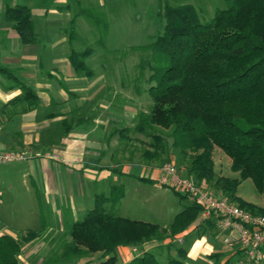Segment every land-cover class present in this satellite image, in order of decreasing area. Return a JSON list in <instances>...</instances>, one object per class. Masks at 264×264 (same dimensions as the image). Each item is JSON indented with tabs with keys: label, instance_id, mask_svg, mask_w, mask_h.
<instances>
[{
	"label": "trees",
	"instance_id": "obj_1",
	"mask_svg": "<svg viewBox=\"0 0 264 264\" xmlns=\"http://www.w3.org/2000/svg\"><path fill=\"white\" fill-rule=\"evenodd\" d=\"M74 1L77 11L66 30L69 40L75 38L77 17L88 18L100 28V37L104 39L107 23L103 25L100 9H88L80 0ZM223 3L224 6L217 8L208 22L200 20L190 3L163 5L160 12L164 19L162 31L150 43L134 47L147 52L139 63L141 73L135 81L137 83L143 77L145 68L149 70L147 88L139 87L137 93L146 92L151 106L149 111L137 113L132 130L150 138L149 147L144 150V163H152L161 151L172 148L187 159L184 163L189 177L196 183L222 191L252 213L264 214V205L245 200L237 193L240 183L250 179L258 193L264 196V0H223ZM3 19L12 24L22 43L38 41L28 5H6ZM94 52L92 46L83 50L71 49L68 59L78 75L88 79L94 77V71L86 61ZM0 75L8 81L7 87L21 89L2 107L8 110L6 117L38 107V96L19 78L17 70L0 64ZM55 115L52 113L47 117ZM74 124L73 117H65L47 134L59 141L74 128ZM130 129L120 128L117 133L122 140L128 141L133 139L126 134ZM166 139L171 141L169 147ZM215 149H220L229 158L230 169L237 177L216 172ZM170 188L181 199L187 197ZM122 195L121 189L113 197L112 194L110 197L97 194L94 206L68 228L69 239L61 240L53 247L48 264H70L76 258L97 252L103 260L79 264H119L118 246H140L174 238L186 231L202 210L200 205L190 202L174 216L168 227H162L104 208V203L115 204ZM207 222L214 224L210 220ZM37 235L33 229L20 237L2 234L0 264H19L22 244ZM185 255V250L177 246L176 254H167L164 262L156 253L144 251L124 264H186ZM221 256L220 253L210 254L213 260L210 264H233L230 259L222 261Z\"/></svg>",
	"mask_w": 264,
	"mask_h": 264
},
{
	"label": "crops",
	"instance_id": "obj_2",
	"mask_svg": "<svg viewBox=\"0 0 264 264\" xmlns=\"http://www.w3.org/2000/svg\"><path fill=\"white\" fill-rule=\"evenodd\" d=\"M53 1L57 2L58 0ZM26 2L24 4L30 7L32 19L36 25L35 31L38 35V41L35 43H22L12 24L3 19L5 6L17 5L16 1L7 0L6 2L5 0H0V64L17 70L19 78L34 90L39 99L37 108L20 111L6 117L5 113L8 110L6 108L2 109V107L18 95L21 89L18 87H7L9 86L8 81L0 75V125H5L8 130L20 133L19 144H16L13 141V137L8 134V136L1 134L0 151L5 152L12 149L20 151L24 149L26 158L21 161L27 163L26 166L20 165L19 163L21 162L16 163L20 165L18 171L14 168L10 172V167L0 168V236L2 234L14 235L10 231L13 226L9 223L7 216L10 214L12 207L14 208L16 205L18 207L22 206L20 201L23 198L28 199L29 202L26 203L32 206L31 212L36 217V226L44 231L45 229H50L52 223H57L60 227L63 224L64 218L56 215L57 207L61 211L63 209L65 211L69 210L67 224H72L77 220L76 216L78 214L85 215L94 206L95 196L98 193L90 196V190H87L89 185H94L98 182L101 185L110 183L108 186L111 188L117 182L121 186L122 176L129 174H133L129 176L136 178L139 182L145 183L147 179H152L156 183V179L160 174V167L152 166V163L123 165L118 170L113 168L112 164L108 166L107 162L112 163L115 154L121 149L118 146V142L113 139L114 136L107 141H100V131L109 120L104 121L98 114L94 116L93 113L95 112L93 110H85L82 107L83 102L80 101L83 98L80 96H83L84 93L82 92L80 96L74 94L78 90V88H74L75 78L79 75L75 72L68 59L72 48L68 54L58 52V48L68 47L72 41L69 40L66 33V25H69L73 13L70 12V8L60 9L58 6H48L49 0H26ZM79 18L77 17L76 23ZM44 77L47 80H44ZM54 83H58V87H55ZM89 86L90 84L87 85V87ZM85 90L80 89V91ZM91 92L92 90L88 93L90 94ZM70 97L76 99L75 104L71 105L72 101L75 100L70 101ZM84 99L88 100V98ZM43 107L52 109L61 107V110L60 112H55L56 115L51 118L47 116L54 113L52 111H48L44 116L38 117L37 113ZM74 110L80 112L81 115L80 117L78 116L74 128L66 136L59 141L48 134L42 138V132L46 133L49 131L51 129L50 125L56 123V121H61L67 117L68 112L70 113ZM110 118L114 121V116H110ZM41 142L42 146L48 149L44 153L35 148V145ZM218 155L223 160V156L219 153ZM39 157H44V161H41ZM213 158L216 170L217 164L214 156ZM59 161L63 164L65 163V165L59 166ZM72 169H82L80 173L82 178H79L78 175L76 177ZM58 172L64 174L61 180L65 183L67 190L65 189V196L61 193L57 196L54 193L55 197L52 196L51 198L49 195L47 204L52 211V215L47 218V221L41 215L40 209L42 210V206L38 195H40L39 191H52L53 193L54 188H58L55 186L58 185L56 182V174ZM20 176H22L21 184L16 185L13 180H17ZM136 176L144 179H138ZM112 177H114V181L110 180ZM78 180L84 186L82 193L79 190ZM67 197L69 201L64 202L63 198ZM124 197L125 194L123 193L115 204H110L109 201L106 202L104 208L114 214L116 211L121 214L122 199ZM20 198L22 199L20 200ZM181 201L178 203L177 211L168 224H156L168 227L174 216L186 204L191 202L188 197L182 198ZM14 202H17V204ZM252 202L264 205V201L261 203L260 201ZM121 216L128 217L126 215ZM167 239H164L162 243L168 241ZM172 241L178 243V246L185 250L184 262L186 264H197L199 261H201V264H210L213 260L209 256L213 253H220L222 261L230 259L233 264H237L241 258L238 245L232 236L227 232H220L214 224L202 220L200 215L186 231L179 233ZM156 245H158L157 242L140 246H118L116 251L118 262L119 264H124L132 258L141 255L144 251H152V248ZM259 264H264V259Z\"/></svg>",
	"mask_w": 264,
	"mask_h": 264
},
{
	"label": "rangeland",
	"instance_id": "obj_3",
	"mask_svg": "<svg viewBox=\"0 0 264 264\" xmlns=\"http://www.w3.org/2000/svg\"><path fill=\"white\" fill-rule=\"evenodd\" d=\"M5 1L7 2V0ZM14 1H16V4L27 3L26 0ZM49 2L47 3L48 6L60 7L69 5L71 13L74 14L77 11L74 0H58L57 2L49 0ZM80 2L85 8H91L93 10L100 9L103 14L100 17L103 20V25L105 22L107 23V31L104 39L101 38L100 28L94 26L88 18L80 17L76 23L75 38L71 41L70 46L58 48V52L63 54H68L71 48L75 50H83L88 46L95 48V52L86 59L88 65L94 71L95 76L92 79H87L84 75H79L75 78L74 88H78V90L75 91L74 94L80 96L83 92L84 95L80 96L83 98L80 101L83 102L82 107L85 110H93L95 112L93 115L97 116L98 114L104 121L109 120L100 131V141H107L110 137L112 138L114 136L113 139L115 142H118V146L121 149L115 154L112 163L107 162L108 166L112 164L113 168L118 170L121 169L123 165L144 163L146 162L144 159V150L146 147H149L150 138L134 132L132 127L137 122V113L141 110L147 112L151 106V99L146 92L142 91L141 94L137 93V88H147L148 83L146 79L149 76V70L145 68L143 77L136 83L135 79L141 73L139 63L147 52L136 50L134 47L144 46L150 43L151 40L162 31L164 19L161 17L160 12L165 3L171 5L190 3L197 10L200 20L202 22H208L212 18L215 10L224 6L223 0H80ZM66 27H68V24ZM43 79L47 80L45 77ZM88 84H90L89 87H87ZM58 85V83H54L55 87H58ZM80 89L86 90L80 91ZM90 90H92V92L89 94L88 92H90ZM84 98H88V100L91 101ZM70 101L73 102L71 105L76 103L74 97H70ZM60 110L61 107L54 109L43 107L37 114L38 117H42L48 111L57 113L60 112ZM80 115V112L72 111L70 113L68 112L67 117H73L74 121H76ZM110 116H114V121ZM59 123L60 120L56 121V123L50 125V128L58 126ZM0 126V135L8 134L13 137V141H15L16 144L20 143L18 141L20 135L19 137L15 135L18 131L8 130L5 125ZM120 128H131L126 134L129 138L133 139L128 141L122 140L117 133ZM46 134L47 132H42V138H44ZM170 142V139H166V145L168 147ZM35 148H38L39 151L43 153L48 150L45 149V146H42V142L36 144ZM23 150L21 149L18 151L12 149L5 152L22 154L24 158H26ZM1 152L2 151H0V153ZM175 152L176 151L172 150V148H169L168 151H161L159 157L152 161V166L161 167L166 163H172L176 166L179 174L184 177H189L187 166L184 163L188 162L187 159L180 157ZM218 153L223 156V160L219 157ZM213 155L216 160V170L218 174L231 177L238 176L237 173L231 171L230 160L220 149H216ZM24 158L12 159L6 162L0 161V168L10 167V172L14 168L18 171L20 165H27L25 161H21L25 160ZM40 158L41 161H44V157H39V159ZM58 164L59 166L65 165V163L63 164L60 161ZM72 170L76 177L78 175L79 178H82L80 174L82 169ZM59 174H61V172L56 174V182L58 185H55L58 188H54L53 193L52 191H39L40 195H38V198L42 206V210L40 209V211L44 220H47V218L52 215V211L47 204L49 195L51 198L52 196L55 197L54 193H56L57 196L59 193L65 196L67 190V188H65V183L61 180L64 174ZM21 179L22 176L17 178V180L14 179L13 182L19 185L21 184ZM110 180L114 181V177ZM78 183L79 190H81L80 192L82 193L84 190L83 183L81 181L79 182V180ZM115 183L116 189L114 190L113 187L109 188L110 186H108V184L110 185V183L101 185L99 182L94 185H89V189L87 190H90V196L94 193H98L108 197H110L111 194V197L117 195L120 189L123 190L125 197L122 199V211L121 214L116 211L115 214L117 215H126L132 219L165 225L172 220L174 213L177 211L178 203L182 202L181 197L169 186L156 184L152 179L142 183L132 176L123 175L122 185L120 186L117 182ZM118 186L121 188H118ZM56 189L58 190L55 191ZM237 193L242 198L249 201H260V203L264 201V196L258 193L250 179L243 180L240 183ZM26 196L28 197L27 194ZM21 199L22 198H20V200ZM68 199V197L63 198V201H69ZM20 202L22 206L18 207L16 205L14 208L12 207L10 214L7 216L9 223L13 226L10 230L11 233L20 237L25 235L28 229H33L39 235H37L36 239L34 238L22 244V251L18 256V262L19 264H48L47 260H49L53 254V247L61 240L69 239L68 235H66L71 225L69 223L67 224V214L69 210L65 211L63 209L61 211V209L57 207L58 211L56 210V215L60 218L63 217L65 222L63 221L61 227L57 223H52L50 229H45L43 231L36 226V217L31 212L32 206L26 203L29 202L28 199L23 198ZM14 203L17 204V202ZM83 216L84 215L78 214L76 216L77 220H81ZM172 239V237L168 238V241H165V243H162V241L157 242L158 245L152 248V252L157 254L160 261L164 262L166 260V255L169 253L176 254L178 243L173 242ZM100 258L101 256L98 252L76 258L70 264H79L87 260H92L93 263H95L99 261ZM101 260H103V258H101ZM197 264H201V261Z\"/></svg>",
	"mask_w": 264,
	"mask_h": 264
},
{
	"label": "built area",
	"instance_id": "obj_4",
	"mask_svg": "<svg viewBox=\"0 0 264 264\" xmlns=\"http://www.w3.org/2000/svg\"><path fill=\"white\" fill-rule=\"evenodd\" d=\"M24 155L1 152L0 161L23 159ZM156 183L173 187L202 207V220H210L216 229L229 233L238 245L241 258L237 264H259L264 259V214L252 213L238 206L222 191L196 183L178 173L172 163L160 167Z\"/></svg>",
	"mask_w": 264,
	"mask_h": 264
}]
</instances>
